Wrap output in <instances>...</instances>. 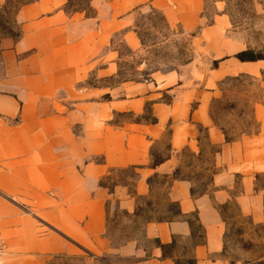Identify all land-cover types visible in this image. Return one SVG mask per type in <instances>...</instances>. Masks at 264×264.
Segmentation results:
<instances>
[{
  "label": "crops",
  "instance_id": "1",
  "mask_svg": "<svg viewBox=\"0 0 264 264\" xmlns=\"http://www.w3.org/2000/svg\"><path fill=\"white\" fill-rule=\"evenodd\" d=\"M71 1L34 0L14 13L15 31L0 30V264H177L186 255L195 264H245L225 256L224 211L234 205L264 225V101L254 106L255 129L231 140L211 103L219 80L261 78L264 59L236 57L248 45L229 35L227 1L215 0L211 17L207 0H87L68 10ZM146 9L171 28L197 31L202 77L195 60L185 74L118 80L120 45L145 50L136 21ZM125 114L138 119L118 121ZM156 157L164 159L155 165ZM205 163L204 189L193 194L198 180L189 173ZM129 169L130 183L104 184ZM112 203L134 218L169 203L180 215L146 221L140 238L118 246L109 234Z\"/></svg>",
  "mask_w": 264,
  "mask_h": 264
},
{
  "label": "rangeland",
  "instance_id": "2",
  "mask_svg": "<svg viewBox=\"0 0 264 264\" xmlns=\"http://www.w3.org/2000/svg\"><path fill=\"white\" fill-rule=\"evenodd\" d=\"M24 1V0H22ZM87 0H73L68 10L86 6ZM214 1L207 0L206 16L214 13ZM226 11L229 12L232 26L229 35L248 45L249 49L264 52V3L263 0H226ZM19 2L12 1L6 8L0 10V30L2 32L15 31L14 13ZM136 29L143 40L145 50L134 54L125 45L120 48L124 55L118 80H139L149 77L154 71H179L183 74L198 55L194 50L193 37L196 32H185L180 26L171 28L160 13L146 9L139 12ZM213 65L212 63L210 64ZM264 78V72L261 75ZM261 78L248 74L227 76L216 83L213 88L215 97L211 103V111L215 121L223 127L229 138H234L243 132L253 131L256 127L254 106L259 100L264 101V88ZM115 82L114 80L111 81ZM145 116H148L145 114ZM125 119L135 120L137 117L125 114L118 121ZM166 140L161 144L165 147ZM209 159V156L205 157ZM206 162V161H205ZM204 165L198 164L197 169L189 173L198 180L194 187L197 191L204 188L208 172H204ZM132 169L126 172H115L104 184L110 188L120 183H130ZM118 175L121 176L118 178ZM160 194L164 190L159 191ZM167 211V210H166ZM166 211L146 212L134 218L121 211L116 204L109 205V234L115 245H122L127 241L141 237L142 226L150 217L164 216ZM227 221L225 233V256L232 261H241L245 264H264V225H255L243 216L234 207L228 206L224 211ZM103 264H126L134 258L115 257L100 259ZM187 255L179 258L181 264H189ZM48 264H85L81 257H53Z\"/></svg>",
  "mask_w": 264,
  "mask_h": 264
},
{
  "label": "trees",
  "instance_id": "3",
  "mask_svg": "<svg viewBox=\"0 0 264 264\" xmlns=\"http://www.w3.org/2000/svg\"><path fill=\"white\" fill-rule=\"evenodd\" d=\"M12 1H15V2H19V5L17 7V9L15 10V12L23 5L27 4V3H30L34 0H7V4L5 5V8L8 6V4ZM236 57L241 60V61H256V60H260V59H264V52L263 51H257V50H252V49H245V50H242L240 52H238L236 54ZM146 120H150L152 122H156V119L154 117H151V116H146L145 117ZM232 138H229L228 135H227V140H231ZM164 158L162 157H156L155 158V165L159 164L160 162L163 161ZM178 174V173H177ZM176 175V174H175ZM199 191H197L195 188H193V194H197ZM137 215L139 216H142L141 213L137 212ZM180 215V209L178 207L177 204L175 203H169L168 204V208H167V211H166V214L164 216H160V217H157V218H153V217H150L148 218L146 221H151V220H154V219H157V220H172L174 218H177L178 216ZM174 246V243L168 245V246H164V250H165V253H167V250L168 247H173ZM177 264H181L180 262H178L177 260ZM189 264H195V259L193 258H190L189 260Z\"/></svg>",
  "mask_w": 264,
  "mask_h": 264
},
{
  "label": "water",
  "instance_id": "4",
  "mask_svg": "<svg viewBox=\"0 0 264 264\" xmlns=\"http://www.w3.org/2000/svg\"><path fill=\"white\" fill-rule=\"evenodd\" d=\"M194 67H195L196 74L199 77H202L205 72V64H204L203 59L200 56H198Z\"/></svg>",
  "mask_w": 264,
  "mask_h": 264
}]
</instances>
